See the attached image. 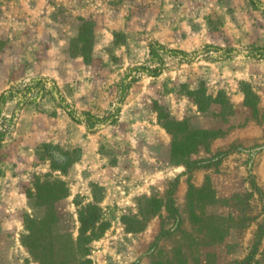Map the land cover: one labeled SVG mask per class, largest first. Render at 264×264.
Here are the masks:
<instances>
[{
	"label": "rangeland",
	"instance_id": "obj_1",
	"mask_svg": "<svg viewBox=\"0 0 264 264\" xmlns=\"http://www.w3.org/2000/svg\"><path fill=\"white\" fill-rule=\"evenodd\" d=\"M81 19L93 25L87 60L72 52ZM152 42L188 55L160 52L159 75L138 71L114 123L88 129L49 95L16 112L0 140V222L11 226L0 230V251L22 246L37 261L24 242L53 243L56 264H205V252L216 254L213 264H237L250 254L264 229V59L243 54L264 46V13L249 0H0V94L43 76L77 112L104 116L130 68L156 66ZM224 52L231 54L219 59ZM242 83L257 95L256 111L244 104ZM14 109L8 101L3 116ZM248 123L261 131L257 141L224 143L228 130ZM43 146L77 149L80 157L63 174L40 157ZM45 175L68 188L54 203V225L36 224L46 214L29 194ZM206 178L220 199L243 196L207 206L208 214L231 213L240 222L210 246L202 245L186 205L188 183L201 187ZM89 204L100 210L96 226L102 220L108 228L87 255V240L70 252L67 238L76 239L78 211ZM26 215L35 222L29 230ZM260 235L250 264H264Z\"/></svg>",
	"mask_w": 264,
	"mask_h": 264
},
{
	"label": "trees",
	"instance_id": "obj_2",
	"mask_svg": "<svg viewBox=\"0 0 264 264\" xmlns=\"http://www.w3.org/2000/svg\"><path fill=\"white\" fill-rule=\"evenodd\" d=\"M251 6L254 9L260 10L264 13V4L260 0H249ZM82 23L79 26V33L77 38L72 43V52L80 54L84 59H88L90 55V46L93 39L92 22L81 19ZM213 47L219 51H223L220 47L208 46V48ZM173 56H184L188 54L182 50L167 49L158 42H152L149 45V61L156 64L154 68L149 66L141 65L130 68L118 88V96L116 105L109 111L106 112L104 116H96L90 111L77 112L75 108L70 106L66 101L62 93L60 92L57 84L47 77L38 76L31 78L28 82L24 83L18 88H9L0 94V119L2 122V129L0 130V140L6 135L8 131V126L13 124L14 118L16 117V112L21 110L25 105H37L46 95H49L56 106L63 109L67 115L77 123H83L88 129H97L98 127L104 126L106 124L114 123L119 115L121 104L123 103L125 97L133 82L136 80L137 72L142 71L144 74L150 76L159 75L164 68V60L162 54ZM230 52H224L218 58L225 59L229 57ZM243 56L250 59H264V46L251 45L249 50H247ZM188 59V58H186ZM244 95V104L250 108L257 110V95L253 92L248 84L242 83L241 88ZM8 101L15 103L14 113L11 117L6 118L3 116L4 108ZM197 135L210 136L214 135V132L209 131H195ZM40 157L46 158L50 162V166L54 170H59L65 174L70 166L78 160L80 157L79 150H62L56 146H43L41 148ZM96 186V185H94ZM97 187V186H96ZM68 193V188L66 183L60 178H52L51 175H45L44 179L36 177L33 182V189L30 190V197L34 200L36 206L43 208L45 211V219L36 222V224H51L57 223L58 218L54 208V203L66 196ZM94 199L98 200L95 193ZM243 197L240 194H234L230 199H220L217 197L216 192L211 184L209 178H206L205 183L201 187H196L192 183H188V193L186 198V205L189 220L195 231L200 233V235L206 239L202 243L204 246H210L212 244L223 242L224 239L229 235L230 231L234 228H239L240 222L234 217L233 214L228 213L223 214H208L206 212L207 206L210 205H223L227 206L231 199H240ZM174 204L166 203L165 209L171 214L174 213ZM101 214L99 207L94 204L86 205L78 211V220L80 223L78 229V235L76 239H68L67 243L69 245L68 250L71 252L78 251L82 248L83 240H87L84 250L87 255L89 252L88 244L103 235L105 230L108 228V223L102 220L96 226V222L100 220ZM35 223L29 216L26 215L24 219V225L29 230L31 227L29 225ZM28 225V226H27ZM178 226V224H176ZM264 232V229H259L257 234V239L252 246L250 254H248L242 262L237 264H250V260L253 257V253L256 250L258 239L260 234ZM58 238L66 237V235L56 232ZM35 234L30 237L33 238ZM24 245L28 248L30 254L38 261L39 264H56L54 258L53 243L48 246L37 243L35 245H29L24 242ZM233 246L228 245V251L232 249ZM205 264H213L216 259V254L213 252H205ZM88 262V260H86ZM199 263V256L196 259ZM67 260H60L59 264H68ZM58 264V263H57Z\"/></svg>",
	"mask_w": 264,
	"mask_h": 264
},
{
	"label": "crops",
	"instance_id": "obj_3",
	"mask_svg": "<svg viewBox=\"0 0 264 264\" xmlns=\"http://www.w3.org/2000/svg\"><path fill=\"white\" fill-rule=\"evenodd\" d=\"M249 131H253L254 134ZM261 131L257 126H254L252 123H248L247 125L243 127H237V128H231L226 133L225 137L222 139L225 142H237L241 143L243 145L251 144L255 141H257V136H259ZM250 135V136H249ZM210 178L212 181H215L216 175L210 174ZM199 179H194V184H197ZM7 223H1L0 222V230H2V234L11 228L10 224L9 226H6ZM15 225V224H14ZM16 227V226H14ZM22 251V252H21ZM0 264H39L37 261H35L33 258L30 257V255L26 252H23L22 246H19V248L14 247L13 249L2 252L0 251ZM216 264H219V261H216Z\"/></svg>",
	"mask_w": 264,
	"mask_h": 264
}]
</instances>
